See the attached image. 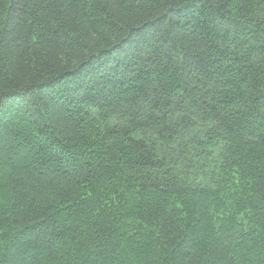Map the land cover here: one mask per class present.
I'll list each match as a JSON object with an SVG mask.
<instances>
[{
    "label": "trees",
    "instance_id": "1",
    "mask_svg": "<svg viewBox=\"0 0 264 264\" xmlns=\"http://www.w3.org/2000/svg\"><path fill=\"white\" fill-rule=\"evenodd\" d=\"M0 264H264V0H0Z\"/></svg>",
    "mask_w": 264,
    "mask_h": 264
}]
</instances>
